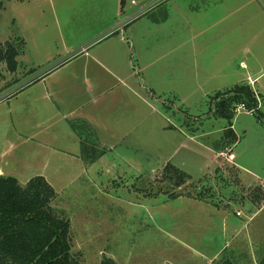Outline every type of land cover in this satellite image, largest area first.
I'll return each instance as SVG.
<instances>
[{
  "label": "rangeland",
  "instance_id": "obj_1",
  "mask_svg": "<svg viewBox=\"0 0 264 264\" xmlns=\"http://www.w3.org/2000/svg\"><path fill=\"white\" fill-rule=\"evenodd\" d=\"M0 2V43L13 39L22 43L14 74L0 64V172L20 185L42 177L53 188L56 198L51 206L69 220L71 254L80 264H101L103 259L113 264H260L264 259V194L258 184L264 185V123L253 113L235 114L234 108L241 103L234 105L237 140L232 142L227 136L228 122L216 116V92L184 93L190 85L178 84L172 72L182 71L186 77L187 71H193L188 69L193 59L195 71H240L236 59L250 62L251 56L255 58V44H242L248 29L241 38L240 29L232 25L247 18L249 11L238 0L225 8L220 0H147L144 4L126 0L131 12L123 11L112 27H102L90 41L107 38L127 18L130 25L136 21L130 29L135 38L132 52L136 57L131 59L135 78L129 92L122 87L116 90L97 131L79 124L82 137L106 150L99 160L86 165L70 125L66 126L72 121L58 112L67 117L74 98L70 99L67 89L56 93L60 105L36 95L44 93L43 84L50 87L62 80L66 71L38 85L40 80L32 82L75 55L58 59L63 47L75 45L97 29L99 21L102 24L101 3ZM112 6L106 0L105 11ZM188 36L195 39V51L187 43ZM220 37L229 41L221 44ZM98 72L92 71L91 78ZM227 75L218 79L226 89L234 86ZM97 77L106 86L112 79L101 72ZM204 84L203 88H211ZM128 128H134L131 136L124 133ZM51 146L70 153L55 152ZM226 151L236 160L226 161ZM167 163L190 176L176 191L181 199H170L169 186L160 183ZM198 197L209 205L189 201L202 202Z\"/></svg>",
  "mask_w": 264,
  "mask_h": 264
},
{
  "label": "crops",
  "instance_id": "obj_2",
  "mask_svg": "<svg viewBox=\"0 0 264 264\" xmlns=\"http://www.w3.org/2000/svg\"><path fill=\"white\" fill-rule=\"evenodd\" d=\"M97 1L101 3L100 5L102 6V11H104L105 19L102 20V24L99 21L96 26L98 28L88 32L85 38L77 41L75 45L71 47H67V46L63 47L64 52H61L62 56L58 59L65 60L67 59V57H69L71 53H74L75 55L69 58L66 62H64V64H62L59 68L54 69L53 70L54 72H52L51 74L41 79L39 78L38 81L39 80L40 81L35 84L38 85L40 82H45V79L50 80V78L55 76L57 73L61 71H66L65 73L62 74L63 77L62 80L58 79L53 84H51L50 87L49 85L46 86L45 84H43L42 86L46 88L44 93L36 94V95H38L40 99H42V101L52 99V104L56 103L60 105L61 102L59 101V99L57 97L55 98L56 93L64 92L65 89H67L65 92L66 93L69 92L71 94L70 99L72 100L74 98V102L76 103L74 107H72L71 109H69L68 112H66L67 117H65L64 112L58 111L60 113V117L72 122L73 121L83 122L88 126L90 125L94 131H97L98 128L97 125L99 124V119L101 117L107 116L105 112L108 109L109 105L113 104V101L117 96L116 90L119 87H122L124 90L126 91L128 90L129 92V90L131 89L132 86L131 79L135 78L134 74L131 73L134 71L131 59L136 56L132 52L135 38L131 36V34L133 33L130 32V29L132 28V25L135 26L138 24V23L135 24L136 22L135 21L131 25L129 22L128 24L119 27L121 24L118 23L114 27L115 31L114 28L111 29L114 32L111 35H109L107 38L95 42L90 41L92 38L99 35L100 31H102L101 29H105L102 27L108 26L105 30L112 27L116 18L118 16H121V13L123 11H125L126 14L131 12V10L128 9L126 0H123V4H121L122 0H109V5H113V6L108 12H106L104 8V6L106 5V0H97ZM132 1L134 0H131V3ZM220 1H221V7L225 8L226 5L228 6V3H233L234 0H220ZM238 1L239 2L237 4L239 6H243L247 11H249V13L246 14L247 18L245 19L242 18L237 25H232V27H236L237 29H240L241 38H243L244 29L245 28L248 29V36L246 37L245 40H240V42L242 44H251V45L255 44V58L251 56L250 62H244L243 57L240 59L239 58L236 59V64L239 65L240 71H217V72L195 71L196 64H195V59H193L192 63L188 62V69H192L193 71H187L186 77L184 76L182 77L181 74L182 71H172L174 75L173 78H175V81H177L178 84H180V82L181 83L188 82V84L190 85V87H186L187 89L185 90L184 93L195 92L201 89L199 91H202L204 93L203 96H205V95H210L213 92L215 93L223 89H226L225 87L224 88L221 87L223 86V84L222 82L219 83L218 79L223 78L222 76L228 73L227 77H230V81L232 82V85H236L240 83H247L248 85H250V82H252L253 84L251 85V88L254 90L255 87L256 95L262 96L264 98V0H238ZM140 2L144 4L145 2H147V0H140ZM73 7L74 6H72V8ZM104 23L105 25H103ZM222 26L223 24H221V28ZM124 28H126L125 33L122 34ZM223 28H225V25L223 26ZM221 32H223V34H226L225 31H221ZM223 37L227 38L226 36ZM231 40L237 42V40H234L232 37ZM220 41H221V37H220ZM228 41L229 40L227 39L224 42L222 40L221 44H225ZM188 42L191 43V45H193V51H195L197 46L195 39L190 38V36H188L187 43ZM218 43H220L219 40ZM179 46L181 47V45ZM81 48H83V50H81ZM174 50L175 53L178 51L176 48L173 49V51ZM225 51H226V46H225ZM245 54L250 55L248 49H246ZM138 67L139 70L141 71L140 64ZM92 71H99L98 73L100 72L105 73L106 75L111 77L112 79L111 81L108 82V86L104 84V81L102 80L99 81L97 77L98 73H96L91 78L90 73ZM183 72L185 73L186 71ZM79 81H81V83ZM206 82L210 84L211 88H209V86H206V88L204 86L203 88L202 85H206L204 84ZM142 83H144L143 80ZM84 91H86L87 93L84 94ZM50 92L52 93V95H50ZM34 99L38 101L39 98L36 96ZM78 113H80V116H77ZM95 114L96 117H94ZM134 120L139 121L141 124V120L137 118ZM68 123L70 122H67L66 124L67 127H69ZM131 129L134 128L126 129L127 132L124 133L125 134L127 133V136H131L132 135ZM230 129L231 132L233 133V135L230 134L232 135V139L235 138V140H237V135L233 123ZM111 131L112 130L109 129L107 132H111ZM70 133H71V129H70ZM73 133L74 132L72 131L71 134L73 135L75 142L78 143V148L80 149L79 140L77 139L76 134ZM18 136L20 137V135ZM97 136H99V134H97ZM103 145L104 146L102 145L101 146L108 147L109 150L113 148V145L110 144L109 145L103 144ZM50 149L55 152H60L61 154L70 153V151L67 152V149L63 147L51 146ZM235 160H236V156H235ZM238 167L241 168L240 166H237V168ZM0 174L2 175L1 172ZM258 185L259 186L261 185L260 187L262 188L263 191L262 193L264 194V185H262V183ZM181 198L182 197L178 199ZM262 198H264V196ZM189 201L194 202L196 204L209 205L204 202H196L193 200H189Z\"/></svg>",
  "mask_w": 264,
  "mask_h": 264
},
{
  "label": "trees",
  "instance_id": "obj_3",
  "mask_svg": "<svg viewBox=\"0 0 264 264\" xmlns=\"http://www.w3.org/2000/svg\"><path fill=\"white\" fill-rule=\"evenodd\" d=\"M2 8L3 3L0 2V9ZM20 45L22 43L19 39L0 43V64H5L11 74L18 68ZM213 98L218 100L216 116L228 122L227 136L231 139L233 133L230 128L234 119L232 107L236 104H244L259 122L264 123L260 117L264 116V98L256 95L247 83L218 91ZM79 124L90 130L83 122L69 123L79 139L80 159L91 165L104 156L106 150L87 137H82ZM232 140L234 142L235 138ZM163 171L160 183L169 186V198H180L182 195L176 191L191 180L190 176L170 163L164 166ZM167 192L160 191L161 194H168ZM55 198V191L42 177L31 178L25 185H20L15 178L0 175V264H80L71 254L70 222L63 213L51 206ZM199 199L201 198L198 197V201L207 203L206 200ZM101 264L113 263L103 259ZM260 264H264V259Z\"/></svg>",
  "mask_w": 264,
  "mask_h": 264
},
{
  "label": "built area",
  "instance_id": "obj_4",
  "mask_svg": "<svg viewBox=\"0 0 264 264\" xmlns=\"http://www.w3.org/2000/svg\"><path fill=\"white\" fill-rule=\"evenodd\" d=\"M130 21H131V19H127L126 21H122V22H120L119 24H121V25H120L119 27L128 24ZM112 32H114V31L110 30L109 33H108V35H110ZM81 50H83V48H82ZM241 112H246V113L252 114V111H248V110L246 109V107H245L244 104L238 105V106H236V107L234 108V113H235V114L238 115V114H240ZM224 157H225L226 161H228V162H232V161H234V159H235L234 154H230L229 151H226V152H225ZM237 216H240V214L237 213Z\"/></svg>",
  "mask_w": 264,
  "mask_h": 264
}]
</instances>
